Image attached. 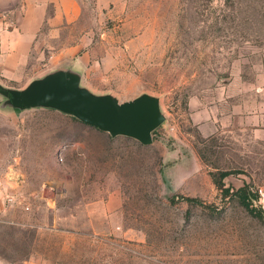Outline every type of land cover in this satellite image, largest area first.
I'll return each instance as SVG.
<instances>
[{"label": "rangeland", "instance_id": "374dc122", "mask_svg": "<svg viewBox=\"0 0 264 264\" xmlns=\"http://www.w3.org/2000/svg\"><path fill=\"white\" fill-rule=\"evenodd\" d=\"M79 2L40 73L9 88L63 61L93 95L158 99L164 122L142 146L0 110L2 262L264 264V0Z\"/></svg>", "mask_w": 264, "mask_h": 264}, {"label": "water", "instance_id": "95a60500", "mask_svg": "<svg viewBox=\"0 0 264 264\" xmlns=\"http://www.w3.org/2000/svg\"><path fill=\"white\" fill-rule=\"evenodd\" d=\"M78 73L72 66L61 65L18 91L0 83V110L20 113L38 108L57 110L112 138L127 137L143 146L153 143V133L164 122L158 99L145 95L120 103L110 96H96L81 87Z\"/></svg>", "mask_w": 264, "mask_h": 264}, {"label": "crops", "instance_id": "0c3cea01", "mask_svg": "<svg viewBox=\"0 0 264 264\" xmlns=\"http://www.w3.org/2000/svg\"><path fill=\"white\" fill-rule=\"evenodd\" d=\"M81 12L79 0H0V83L9 87L36 76L45 48ZM61 65L63 61L54 62L46 69ZM11 195L7 187L0 189V224L3 214L9 212ZM39 259L19 257L15 264H39ZM0 264L6 263L0 259Z\"/></svg>", "mask_w": 264, "mask_h": 264}, {"label": "trees", "instance_id": "16d2710c", "mask_svg": "<svg viewBox=\"0 0 264 264\" xmlns=\"http://www.w3.org/2000/svg\"><path fill=\"white\" fill-rule=\"evenodd\" d=\"M139 143V142H138ZM140 144V143H139ZM142 145V144H141ZM143 146V145H142ZM244 189H241V191H243ZM244 199V198H243ZM245 200V199H244ZM187 201H190V202H192V201H196V200H194V199H187Z\"/></svg>", "mask_w": 264, "mask_h": 264}]
</instances>
